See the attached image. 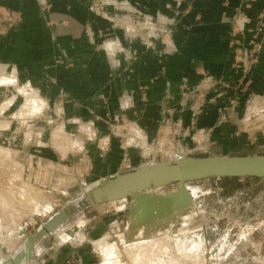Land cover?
<instances>
[{"label": "rangeland", "instance_id": "374dc122", "mask_svg": "<svg viewBox=\"0 0 264 264\" xmlns=\"http://www.w3.org/2000/svg\"><path fill=\"white\" fill-rule=\"evenodd\" d=\"M111 2L116 0H96L91 11L100 19L109 20L104 15L106 5L103 3ZM258 2L240 0L231 15L232 71L222 74L205 70L195 72L193 78L183 77L177 91L172 93L168 84L165 97L170 102L157 106L160 115L155 125L144 124L136 118H116L118 114L111 113L105 88H102L93 96L107 102L106 112L110 118L98 119L96 110L97 121L106 127V135L98 136L89 121L73 117L80 107L85 112L90 106L72 97L66 89H57L52 79L50 84L46 82L39 88L22 73L0 65V76L14 79L9 84L0 82V121H10L8 128H0V192H14V189L21 192L23 189L22 198L30 207L25 205L24 209L33 213L27 218L31 220L26 231L29 235L55 213L75 202V211L63 222V228L51 232L39 243L36 253L41 254L36 257V264L105 262L94 241L118 238L124 233L131 215L129 210H120L124 205L121 201L99 206L92 204L87 196L91 188H87L101 178L160 162L175 163L181 157L264 155V69L255 84L252 77L255 67H264V0L257 7ZM135 10L134 7L114 6L111 11L115 15L136 16ZM146 16L150 19L144 25L148 28L156 24V33L155 30L148 33L135 21L121 20H109V29L98 30V42L104 51L115 49L112 61L115 67L139 61L138 52L129 47L138 41L156 50L161 44L162 52L169 49V26L173 29L175 23L162 12ZM157 52L156 66L160 71L156 80L165 77L169 67L163 53ZM71 64L72 61L68 65ZM21 87L29 92L34 90L36 98L39 97L40 106L35 114L17 115L23 111L26 101V92H21ZM148 91L145 87L143 96L148 95ZM133 108L137 112V106ZM56 129L61 137L57 145L60 144L62 150L53 144ZM110 143H113L111 150ZM236 182L217 177L188 181L189 201L180 204L172 202L166 206L156 195V215L153 216L158 217L160 212L172 208L169 214L172 218L164 223L160 217L157 221L151 215L154 225L150 226V236H144L146 240L138 244L133 241L134 235L129 252L120 251L112 261L143 264L133 262L128 256L139 250L146 257L157 255L156 264H264V180L241 177L240 185ZM222 185L227 190L221 189ZM182 188L177 183L161 186L160 191L171 195ZM128 198L137 200L133 196ZM50 201L53 205L48 203ZM156 223L160 224L158 229ZM227 234L229 239L223 240ZM64 237L65 242L61 240ZM219 247H223L222 251ZM188 251L186 260H182ZM213 255L223 260V256L228 258L223 261ZM3 257L0 253V259ZM123 258L126 261L122 262Z\"/></svg>", "mask_w": 264, "mask_h": 264}, {"label": "crops", "instance_id": "0c3cea01", "mask_svg": "<svg viewBox=\"0 0 264 264\" xmlns=\"http://www.w3.org/2000/svg\"><path fill=\"white\" fill-rule=\"evenodd\" d=\"M94 1L0 0L1 9L9 8L24 14L23 23L0 35V65L22 73L39 88L44 87L46 82L50 84L49 80L52 79L57 89H66L72 97L90 106L91 109L85 112L80 107L73 117L79 121H89L98 136L106 135V127L103 128L97 120L110 118L106 112L107 102L111 113L118 114L116 118H136L143 120L144 124L155 125L160 115V107L157 106L170 102L165 97L168 84L171 85L170 92H176L181 79L193 78L195 72L205 70L222 74L233 69L230 18L240 0H116L110 4L103 3L106 5L104 15L109 20L135 21L142 24L148 33L153 30L156 33V24L153 28L144 25L150 19L147 14L156 16L162 12L170 22L175 23L173 29L169 26L170 44L167 51H161V44L156 50L138 41L129 47L138 52L139 61L122 67L113 65L115 49L109 48L106 52L98 42V30L109 29L110 21L100 19L91 11ZM260 3L261 0L255 6L258 7ZM114 6L134 7L137 15H115L111 11ZM157 51L163 53L169 64L167 75L158 80L156 74L160 68L156 66ZM70 61L72 64L69 66ZM262 69L264 67L254 68L253 84L258 81ZM145 87L149 91L146 92L148 95L143 96ZM102 88H105L107 102L93 96ZM134 106H137V112ZM17 115L25 117L29 114L20 111ZM0 122L5 124L4 128L10 125V121ZM112 147L113 143H110V150ZM23 195V189L21 192L15 189L14 192H0V253L5 256L0 260L3 261L10 260L17 247L30 236L26 231L31 220L27 221V218L33 213L24 209L27 201L22 198ZM48 203L53 205L51 201ZM36 263L37 258L31 257L25 264Z\"/></svg>", "mask_w": 264, "mask_h": 264}, {"label": "bare ground", "instance_id": "6f19581e", "mask_svg": "<svg viewBox=\"0 0 264 264\" xmlns=\"http://www.w3.org/2000/svg\"><path fill=\"white\" fill-rule=\"evenodd\" d=\"M12 81L13 80H10L7 77L0 76V82L2 83H12ZM21 92L23 93L26 92L25 94L26 101L22 106L24 113L35 114V111H37L36 109L38 105L40 106L39 100H38L39 97L36 98L34 93L27 91L26 89H24V87H21ZM4 125L5 124H2L0 122V128L2 127L4 128L5 127ZM57 130L58 129L53 131V142L57 147H59L60 144L57 145V143H59V140L61 139V137L58 136ZM60 149L62 150V147ZM188 160L189 159L187 157H181L178 159L179 163H184V164H186ZM168 164H169L168 161L160 162V163H156L155 165L144 166V167H141L139 169H136L130 172L119 173L116 176L109 175L107 177L99 179L92 186H88L87 190L92 187L103 186L106 189L110 197V201L108 202H112V201L113 202H116V201L124 202V205L120 208V210H124V211L129 210L127 212L131 215L128 219V223L125 227L124 233H121V235L118 238H114V240L105 238V239H99V240L94 241L96 248L99 249L100 253L105 257V262L103 264H115V261H112V259L115 257L117 258L120 255V251L125 250L129 252L130 248L128 249V246L132 243V238L134 235L135 237L133 238V241L136 243L146 240L144 236L149 235V233L152 230L151 229L152 227L150 228V226L154 225L150 221L151 219L150 216L156 215V204H157L156 195L159 198H162L160 202L162 204L166 203V206L172 202H177V204L178 203L180 204L181 201L182 202L189 201L188 196L190 192L188 191L185 180L181 181L180 185H182L183 187L181 190H179L177 193L166 195V194H163L162 191H160V187L162 186V183L164 182H171L172 177H167L166 175L161 176V175H156V174L154 175L155 177L150 176L152 174V171H156V169L158 168L166 167ZM128 193L129 195H131V197L133 196L137 198L136 202L131 201L128 198L129 197ZM73 203L75 202L70 203V205L66 207L63 211H59L55 213V215H53L49 221L42 224L40 227L36 228V230L25 241L22 242V244L11 255V259L14 262V264H25L29 262L30 258L33 257L32 255L34 253H35L34 257H37L41 254L39 251H38L39 253H36V249L39 243L42 241L43 238L47 237L51 232L55 230L57 232L58 230H60L59 228L62 226L63 222L65 221V218L70 216L75 211V207ZM102 204H105V203H102ZM102 204H98L96 206H99ZM174 205H176V203ZM171 210L172 208H170L167 212H162V213L160 212L158 217L156 216H153V217L155 219L157 218L156 219L157 221L163 220V222L165 223L167 221H170V219L172 218V217L170 218V216L172 215H169L173 212ZM166 215H169V216H166ZM159 217L161 218L160 220H158ZM144 226H145L144 229H140V228H143ZM157 226L160 227V224L156 223V227ZM166 231L164 230V232ZM65 239H66L65 237L61 238L62 241H64ZM150 245L151 244H149L146 247L150 248ZM152 247L153 246H151V248ZM220 249H223V247H219V250ZM149 250H146V251L148 252ZM142 251L145 252V250H142ZM131 253L133 254L131 255L127 254V255L129 256V258L133 260V262H136V263L139 262L143 264H156L157 255H153L149 257V254L147 253L148 257H146V255H144V253L142 254V252L140 253L139 250H137L136 252H131ZM188 254H189V251L188 253H185V255H183L181 259L186 260ZM216 255H213V257L218 258V259L221 258L219 256L216 257ZM159 257H161V255ZM11 259L2 261L0 262V264H12ZM220 260H223V259L221 258ZM220 260H218V262ZM120 261H121V258L119 262ZM124 261H126L125 258H123L122 262Z\"/></svg>", "mask_w": 264, "mask_h": 264}, {"label": "water", "instance_id": "95a60500", "mask_svg": "<svg viewBox=\"0 0 264 264\" xmlns=\"http://www.w3.org/2000/svg\"><path fill=\"white\" fill-rule=\"evenodd\" d=\"M187 158L189 160L186 164L179 163V161L169 163L166 167L158 168L156 171H152L150 176L155 177L154 175L156 174L172 177L171 182H164L162 183V186L176 185L177 183L181 184L182 180H185L186 183L188 181L207 177H264V155H213L207 157ZM87 196L95 206L110 201V197L103 186L91 188L87 191ZM128 196L131 195L128 193ZM67 218H65V220ZM11 262L14 264L12 259Z\"/></svg>", "mask_w": 264, "mask_h": 264}, {"label": "built area", "instance_id": "2783aa9c", "mask_svg": "<svg viewBox=\"0 0 264 264\" xmlns=\"http://www.w3.org/2000/svg\"><path fill=\"white\" fill-rule=\"evenodd\" d=\"M24 22V14L21 11L0 8V35L7 33Z\"/></svg>", "mask_w": 264, "mask_h": 264}, {"label": "flooded vegetation", "instance_id": "af4514ba", "mask_svg": "<svg viewBox=\"0 0 264 264\" xmlns=\"http://www.w3.org/2000/svg\"><path fill=\"white\" fill-rule=\"evenodd\" d=\"M219 180H225L226 182L228 181V180H231V181H233V182H235V181H238L239 182V180H240V178L241 177H217ZM250 179H255V180H258V181H262V180H264V177L262 178V177H249ZM238 182H236V184H238V185H240V183H238ZM239 187V186H238ZM221 189H223V190H227V187L226 186H221ZM238 190V189H237ZM241 191V190H240ZM238 192V191H237ZM250 199H251V197H250ZM226 240V239H229V236H228V234L225 236V237H223V240ZM227 241V240H226ZM225 241V242H226ZM227 245H225V247H226ZM221 251H222V249H221ZM221 251H219V253H221ZM229 251V250H228ZM229 256V255H228ZM224 257V260H225V257L226 256H223ZM228 257H226V259H227ZM223 260V261H224Z\"/></svg>", "mask_w": 264, "mask_h": 264}]
</instances>
